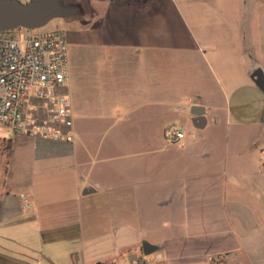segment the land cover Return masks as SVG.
Listing matches in <instances>:
<instances>
[{
	"label": "crops",
	"instance_id": "0c3cea01",
	"mask_svg": "<svg viewBox=\"0 0 264 264\" xmlns=\"http://www.w3.org/2000/svg\"><path fill=\"white\" fill-rule=\"evenodd\" d=\"M239 3L235 25L201 30L206 72L188 87L165 81L148 45L116 61L107 19L105 29L95 19L90 41L67 31L74 116L106 125L85 129L99 131L96 148L75 120L73 142L0 137L11 149L0 164V264H264V93L251 77L264 70V0ZM96 85L104 92L92 98ZM193 104L206 107L203 128ZM173 122L186 129L176 142L165 136Z\"/></svg>",
	"mask_w": 264,
	"mask_h": 264
},
{
	"label": "rangeland",
	"instance_id": "374dc122",
	"mask_svg": "<svg viewBox=\"0 0 264 264\" xmlns=\"http://www.w3.org/2000/svg\"><path fill=\"white\" fill-rule=\"evenodd\" d=\"M213 1L215 10H219L217 12H214L215 10L210 12L209 4L201 0H120L111 5L101 0L99 8L96 9L93 6L95 0H84V11L79 15L70 18L64 24L60 19H53L41 29L61 27L79 42L83 37L87 40L92 39L95 19L99 22L100 28L104 26L103 20L107 19L109 38L112 39L115 47L112 54L116 61L121 59V54L126 50L139 51L143 46L148 45L149 50L146 54L143 51V56L147 58L151 56L158 61L162 66L165 81L188 87L194 78L198 81V78L206 72L207 59L204 54L206 48L201 30L219 29L236 24L239 0ZM156 42L157 48L153 49L154 46H150V43L156 44ZM87 52V55L92 52L90 47ZM139 62L138 60L137 63ZM105 73L109 76L121 74L117 67L110 68V65L106 67ZM103 92L104 90L96 85V89L88 90L87 94L95 98ZM82 112L78 111L74 116L75 127L81 132L84 140L92 146L95 145L96 148V142L99 141L96 133L99 134V131L92 134L85 129L93 123L97 124V129L106 124L95 120L96 115L91 113L84 116ZM154 124L151 138L153 141H158L161 138V122L157 121ZM12 136L13 132L10 129L0 126V137ZM9 145L0 139V164H3L5 169V162L9 159L11 151ZM154 148V146L147 147L148 150ZM149 155L154 156L155 152L150 151ZM54 177L58 176L51 178Z\"/></svg>",
	"mask_w": 264,
	"mask_h": 264
},
{
	"label": "built area",
	"instance_id": "2783aa9c",
	"mask_svg": "<svg viewBox=\"0 0 264 264\" xmlns=\"http://www.w3.org/2000/svg\"><path fill=\"white\" fill-rule=\"evenodd\" d=\"M41 28L0 31V126L22 136L73 142V102L65 91L70 72L67 32ZM165 136L170 142L182 140L185 126L173 122ZM22 199L28 208V196L22 194Z\"/></svg>",
	"mask_w": 264,
	"mask_h": 264
},
{
	"label": "water",
	"instance_id": "95a60500",
	"mask_svg": "<svg viewBox=\"0 0 264 264\" xmlns=\"http://www.w3.org/2000/svg\"><path fill=\"white\" fill-rule=\"evenodd\" d=\"M77 13L76 0H0V31L19 27L41 28L53 19L68 18ZM251 77L264 93V70L258 67ZM190 114L196 127H205L207 118L204 105L193 104ZM142 247L145 254H150L157 248L148 241L143 242Z\"/></svg>",
	"mask_w": 264,
	"mask_h": 264
},
{
	"label": "flooded vegetation",
	"instance_id": "af4514ba",
	"mask_svg": "<svg viewBox=\"0 0 264 264\" xmlns=\"http://www.w3.org/2000/svg\"><path fill=\"white\" fill-rule=\"evenodd\" d=\"M84 4H85L84 0H76V5H77V8H78V13L76 15H73V16L68 17V18H61V20H63V19H68L69 20L70 18H73L74 16L79 15L82 11H84L83 10L84 9Z\"/></svg>",
	"mask_w": 264,
	"mask_h": 264
}]
</instances>
